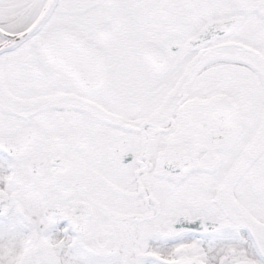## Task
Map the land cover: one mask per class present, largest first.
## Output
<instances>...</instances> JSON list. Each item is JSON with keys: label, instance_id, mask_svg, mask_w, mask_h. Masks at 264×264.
Returning a JSON list of instances; mask_svg holds the SVG:
<instances>
[{"label": "snow or ice", "instance_id": "obj_1", "mask_svg": "<svg viewBox=\"0 0 264 264\" xmlns=\"http://www.w3.org/2000/svg\"><path fill=\"white\" fill-rule=\"evenodd\" d=\"M0 264H264V0H0Z\"/></svg>", "mask_w": 264, "mask_h": 264}]
</instances>
